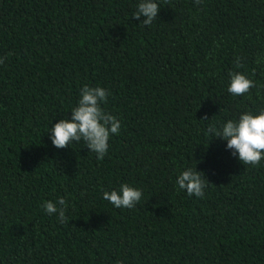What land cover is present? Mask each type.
Instances as JSON below:
<instances>
[{"label": "trees", "instance_id": "1", "mask_svg": "<svg viewBox=\"0 0 264 264\" xmlns=\"http://www.w3.org/2000/svg\"><path fill=\"white\" fill-rule=\"evenodd\" d=\"M139 2L0 0V264H264V159L208 133L264 110V0H157L151 26ZM230 72L255 87L232 96ZM84 85L121 122L103 160L49 139ZM189 167L202 198L177 191ZM123 183L132 209L103 199Z\"/></svg>", "mask_w": 264, "mask_h": 264}, {"label": "clouds", "instance_id": "2", "mask_svg": "<svg viewBox=\"0 0 264 264\" xmlns=\"http://www.w3.org/2000/svg\"><path fill=\"white\" fill-rule=\"evenodd\" d=\"M199 4L200 0H196ZM160 6L157 0H140L133 16L139 20L144 17L140 25L151 26L157 19ZM10 55V54H9ZM6 57H0L3 64ZM259 64L260 61L257 60ZM236 66L240 67L239 58ZM230 83L227 88L232 96H243L255 87L253 80L240 72H230ZM109 92L100 86L90 87L84 85L80 89V98L77 106L71 111V119H60L50 127L49 139L52 144L63 149L73 143H83L85 147L96 154L98 160H103L108 154L110 136L118 135L121 130V122L111 113L104 110L102 105L107 103ZM207 120V118H205ZM208 133L215 138L226 141L227 149L231 150L234 157L238 156L243 165L259 166L264 159V110L258 114L245 112L238 119H230L219 128L210 125ZM208 181L204 174L191 167L182 171L176 180L177 191L184 190L188 196L195 195L198 198L204 196V189ZM142 190L129 186L127 183L120 185L119 190L104 191L103 199L116 208L132 209L140 202ZM67 200L60 197L57 201H46L42 207L46 214H57L59 222L67 221L65 215ZM59 206V207H58Z\"/></svg>", "mask_w": 264, "mask_h": 264}]
</instances>
